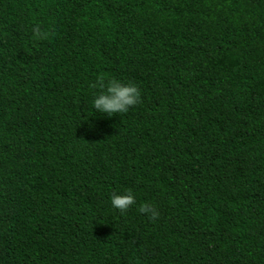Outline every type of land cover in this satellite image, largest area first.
Here are the masks:
<instances>
[{
    "label": "trees",
    "instance_id": "16d2710c",
    "mask_svg": "<svg viewBox=\"0 0 264 264\" xmlns=\"http://www.w3.org/2000/svg\"><path fill=\"white\" fill-rule=\"evenodd\" d=\"M0 264H264V0H0Z\"/></svg>",
    "mask_w": 264,
    "mask_h": 264
},
{
    "label": "clouds",
    "instance_id": "9594fccd",
    "mask_svg": "<svg viewBox=\"0 0 264 264\" xmlns=\"http://www.w3.org/2000/svg\"><path fill=\"white\" fill-rule=\"evenodd\" d=\"M32 35L34 38H43L44 33L39 26H35L32 28ZM98 87L99 91L93 96L92 108L101 114L107 116L121 115L127 113L130 108L135 107L140 102V90L131 82L122 83L119 80L111 79L105 84L101 78ZM135 202V196L130 191L114 193L110 197L112 208L122 214L127 212ZM138 211L150 220H155L158 216L157 209L149 203L141 204Z\"/></svg>",
    "mask_w": 264,
    "mask_h": 264
}]
</instances>
